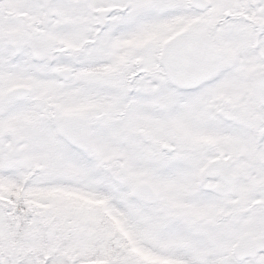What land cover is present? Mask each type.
Segmentation results:
<instances>
[{"label":"snow or ice","instance_id":"6c2138e0","mask_svg":"<svg viewBox=\"0 0 264 264\" xmlns=\"http://www.w3.org/2000/svg\"><path fill=\"white\" fill-rule=\"evenodd\" d=\"M0 264H264V0H0Z\"/></svg>","mask_w":264,"mask_h":264}]
</instances>
